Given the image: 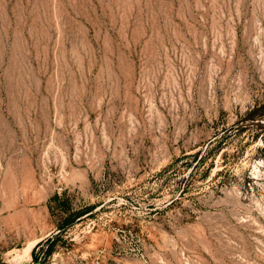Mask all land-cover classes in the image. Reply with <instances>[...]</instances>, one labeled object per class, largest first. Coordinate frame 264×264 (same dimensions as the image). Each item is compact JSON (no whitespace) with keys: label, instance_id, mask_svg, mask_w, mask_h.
<instances>
[{"label":"rangeland","instance_id":"obj_1","mask_svg":"<svg viewBox=\"0 0 264 264\" xmlns=\"http://www.w3.org/2000/svg\"><path fill=\"white\" fill-rule=\"evenodd\" d=\"M263 105L264 0H0V259L264 264Z\"/></svg>","mask_w":264,"mask_h":264},{"label":"trees","instance_id":"obj_2","mask_svg":"<svg viewBox=\"0 0 264 264\" xmlns=\"http://www.w3.org/2000/svg\"><path fill=\"white\" fill-rule=\"evenodd\" d=\"M263 107H264V105H263V106H260V107H255V108H253L252 110H250L249 112H246V114H245L246 117H248V118L251 119V120H254L255 117H256V118H257V117H264V111L262 110ZM259 119H260V118H259ZM255 125H256L258 128H260V133H258L257 135H258V137H259V139H260V141H261V143H262V146H263V148H264V123L258 121ZM57 199H58V197L55 195V196L53 197V200H57ZM49 201H50V202H49V208L51 209V205H50V203H51V198H50ZM77 217H79V215H77V214H72V215H70L68 218H66L65 220H63V222L61 223V225L58 227V230H59L58 233H60L61 231H64L63 229L65 228V226L71 224L73 221H75V219H76ZM0 264H5V263H3L2 260L0 259Z\"/></svg>","mask_w":264,"mask_h":264}]
</instances>
